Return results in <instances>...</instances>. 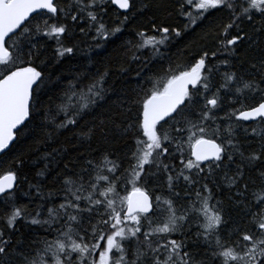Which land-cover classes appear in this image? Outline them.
I'll use <instances>...</instances> for the list:
<instances>
[{"label": "snow or ice", "instance_id": "snow-or-ice-1", "mask_svg": "<svg viewBox=\"0 0 264 264\" xmlns=\"http://www.w3.org/2000/svg\"><path fill=\"white\" fill-rule=\"evenodd\" d=\"M105 5L122 10L120 23H106ZM153 6L160 5L0 0V163L37 129L48 145L37 176L63 163L66 134L82 156L71 168L63 164L59 202L31 185L41 201L34 214L15 201L27 180H18L23 154L0 175V264H264V44L258 57L249 51L255 33L264 40V0H181V28L163 14L150 17L117 57L121 74L136 68L137 86L122 92L115 112L107 65L74 74L67 86L57 78L55 100L44 99L50 67L104 47ZM194 29L211 46L190 53L191 62L162 51ZM97 137L124 146L93 150ZM225 188L240 216L230 228L229 207L216 195ZM24 225L44 234L26 239Z\"/></svg>", "mask_w": 264, "mask_h": 264}, {"label": "trees", "instance_id": "trees-1", "mask_svg": "<svg viewBox=\"0 0 264 264\" xmlns=\"http://www.w3.org/2000/svg\"><path fill=\"white\" fill-rule=\"evenodd\" d=\"M181 0H153L154 5L159 4V7L153 6L146 10L143 14H134V19L131 20L128 24L124 25V31L118 34L114 39L109 40L104 44V47L97 49L95 51L89 50L90 55H84L83 52H78L72 57H66L63 61L54 66L50 67L48 71L52 74V83L50 88L52 91L45 92L44 99L55 100L56 95L59 93L61 84L56 83L57 78L63 82V86L71 81L74 74L81 71H96L97 69L103 70L104 67L110 66V76L111 79L109 83L112 85V92L110 97V108L112 112L116 111V104L121 100L122 92L126 89L135 88L137 86L136 82V68L133 67L128 74H121L116 65L117 57L124 50V45L129 40H135L136 30L145 29L148 20L153 15L159 17L163 14V17L166 19V22L181 28L183 26L184 20L182 17L177 15V5ZM107 8L106 12V23L108 24H117L120 23L119 17L123 15L118 11L113 5H105ZM199 27V26H198ZM247 30L250 34H253L251 26H247ZM255 46L250 49V53L253 56H259V46L264 44V40L261 39L259 33H255ZM78 44H83L82 41L77 40ZM211 46L210 41H202L200 39V33L197 30H192L188 33L183 34L180 38L174 39L167 49H162L166 51L168 55L171 56L173 61H178L182 64H188L193 59V56L190 53H198L203 50L205 45ZM46 54L48 59L51 61L54 57V45H51L46 49ZM94 58V61L93 59ZM251 58V56L249 57ZM148 59V65L155 66L156 64L161 63L159 60L153 61ZM235 63V61H234ZM247 68V64L244 66ZM146 68H141L140 71H145ZM227 103V102H226ZM108 115L107 112H97V116L101 118ZM58 119H63L62 116L57 117ZM244 123V122H242ZM252 124V123H248ZM241 132V139H245L242 129H238ZM44 133L40 129H37L35 134L29 135L27 137H21L19 143L16 147L12 148L8 156L2 157V163H0V175H3L8 170H15V165L12 161L17 160L21 154L24 158L28 160V163L25 165L23 173L18 177V180H23V176H27V180L20 183L17 191L15 201L18 205L23 206L27 209L30 214H34V210L40 206L41 201L35 195V190L29 191L31 185L39 183L44 192H51L54 199L59 202V189H60V177L64 175L63 164H69L71 168L73 164L77 163V157L82 159L80 153V146L73 143L76 139L72 134H66L61 138L60 143L67 148V154L60 157L59 159L63 162H54L50 165L49 170L47 171L44 177H39L36 174L44 166V160L39 159L47 150L48 145L43 143ZM117 137L110 133V140H116ZM248 140H252V137H247ZM124 142L120 141L117 144H111L106 141H103L100 137H97L93 142V150L96 148L103 149L105 147H115L117 149H122ZM255 147V144L252 145ZM39 150V151H38ZM187 147L185 152H187ZM71 162V163H70ZM222 180V177L220 178ZM182 194H183V190ZM216 195L219 198L224 199L226 207H229L228 201V190L222 189L216 192ZM6 208L3 200L0 199V213H2ZM229 212L231 215V220L224 227L230 228L232 225L239 221L240 216L237 214L238 210L229 207ZM195 226L193 225V231H195ZM21 232L24 234L25 238L35 237L37 235H43L41 229L35 226L24 225L21 227Z\"/></svg>", "mask_w": 264, "mask_h": 264}, {"label": "water", "instance_id": "water-1", "mask_svg": "<svg viewBox=\"0 0 264 264\" xmlns=\"http://www.w3.org/2000/svg\"><path fill=\"white\" fill-rule=\"evenodd\" d=\"M118 11L122 13V10L118 9L117 6L113 5ZM244 123H255V122H244Z\"/></svg>", "mask_w": 264, "mask_h": 264}, {"label": "rangeland", "instance_id": "rangeland-1", "mask_svg": "<svg viewBox=\"0 0 264 264\" xmlns=\"http://www.w3.org/2000/svg\"><path fill=\"white\" fill-rule=\"evenodd\" d=\"M194 11V10H193Z\"/></svg>", "mask_w": 264, "mask_h": 264}]
</instances>
